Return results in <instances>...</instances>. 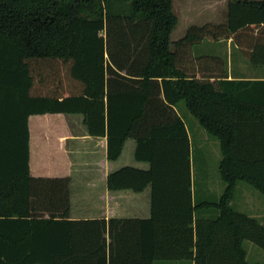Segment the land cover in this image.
<instances>
[{"label": "trees", "instance_id": "obj_1", "mask_svg": "<svg viewBox=\"0 0 264 264\" xmlns=\"http://www.w3.org/2000/svg\"><path fill=\"white\" fill-rule=\"evenodd\" d=\"M177 22L172 0H0V264H258L243 240L264 250V225L230 202L240 181L264 195V81L227 80L223 60L192 48L230 39L264 64V0H228L226 23L191 25L171 51ZM57 63L70 82L50 72ZM180 102L219 142L215 202H193ZM44 113L81 114L89 135L106 136L108 160L134 138L149 168L122 167L107 187L150 185L151 216L109 220L108 246L104 220L67 219L69 178L29 175L28 117Z\"/></svg>", "mask_w": 264, "mask_h": 264}, {"label": "crops", "instance_id": "obj_2", "mask_svg": "<svg viewBox=\"0 0 264 264\" xmlns=\"http://www.w3.org/2000/svg\"><path fill=\"white\" fill-rule=\"evenodd\" d=\"M175 1L179 2V11L181 12L183 20L186 22L187 27L185 28L187 29L191 25L201 26L206 23L220 24L227 22L228 0H172V6L176 5ZM176 12L177 13L174 11L178 18L179 12L177 9ZM185 28L183 30H185ZM182 37H184V35ZM176 41L177 40L171 41V51H174V42ZM208 43L213 45L225 43L226 47H230V61H224V71L227 75V80L264 81V64L255 65L250 63L246 58H240L239 56H235L233 59L232 56L236 53L235 51H237V48L230 39H220ZM194 54L197 55L196 53ZM173 108L177 115L184 121L189 137L193 202L194 204L215 202L220 198L224 188L222 192L217 195L218 198L210 200L212 196L210 193L212 191V186L207 178H203L204 183L201 186L199 185V190L196 192L197 189H195L194 186L195 179L193 178L192 171L195 148L193 146L191 129L183 118L181 102ZM198 125L203 128L199 123ZM194 128L195 126H193V129ZM28 129L30 177L37 179L69 178V210L66 217L67 219L104 220L106 222L104 237L106 239V245L108 246L112 240L109 235V220H142L148 219L151 216L150 185H147L140 192H134L130 189L111 190L107 187L108 175L122 167L129 166L141 170H147L149 168L148 162L135 159L134 151L136 140L134 138L128 137L125 139L119 157L115 160H108L106 155V136L89 135L81 114L44 113L30 115L28 117ZM63 184L64 182H56V185L63 186ZM33 185L38 186L40 183L33 182ZM196 197L199 198L198 201H196ZM62 206L63 205H61V207ZM250 206L254 207L255 205L252 204ZM236 211L245 214L242 211ZM38 212H41V210H38ZM214 215H216V211L212 207L195 211V218H205ZM46 216L47 215H45V217ZM247 216L257 221L252 215ZM257 222L264 225V223L260 221ZM126 225H128L126 234L130 237L131 232L129 227L133 230V228H135V222L127 223ZM119 227L120 224L118 228ZM133 234L136 235V232L133 231ZM137 259L136 257L135 262ZM252 263L264 264L259 262ZM151 264L194 263L189 260H153Z\"/></svg>", "mask_w": 264, "mask_h": 264}, {"label": "rangeland", "instance_id": "obj_3", "mask_svg": "<svg viewBox=\"0 0 264 264\" xmlns=\"http://www.w3.org/2000/svg\"><path fill=\"white\" fill-rule=\"evenodd\" d=\"M175 4L176 5L173 6V10L175 13H177L176 9L179 12V21L170 34L171 41L181 38L183 35H185L187 29L185 28L187 27L186 22L183 20L181 12L179 11V2L175 1ZM184 28L185 30H183ZM208 42L210 41L204 40L202 43L194 45L192 48L193 53H196L197 55L217 56L223 60V62L230 61V47H226L225 43H217V45H213ZM235 52V54L232 56L233 59L235 56L243 58L238 49ZM57 69L63 72L65 75V80L70 82L67 69L62 64L57 63L53 66H50V72ZM181 108L183 118L190 126L191 136L193 137V146L195 148L193 154L192 171L193 178L195 179L194 186L195 189H197L196 192L199 190V185H203V178H207L208 182L212 186V191L210 192L212 196L210 197V200H214L218 198L217 195H219V193H221L224 188V183L221 180L217 169L218 162L221 157L219 142L215 137L207 134L206 131L198 125L195 118L191 116L186 110L183 102H181ZM193 126H195L194 129ZM198 199L199 198L196 197V201H198ZM252 204L255 206L251 207L250 205ZM231 205L234 209L242 211L247 215H252L257 219V221L264 223V195L252 188L247 183L241 181L237 184ZM243 248L246 251V259L248 262L264 263V250H261L253 242L244 239Z\"/></svg>", "mask_w": 264, "mask_h": 264}]
</instances>
